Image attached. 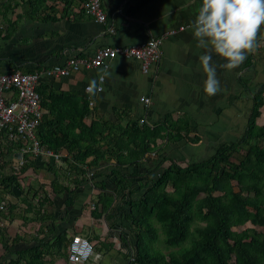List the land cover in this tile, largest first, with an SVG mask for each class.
I'll return each mask as SVG.
<instances>
[{"label": "crops", "instance_id": "0c3cea01", "mask_svg": "<svg viewBox=\"0 0 264 264\" xmlns=\"http://www.w3.org/2000/svg\"><path fill=\"white\" fill-rule=\"evenodd\" d=\"M101 1L106 14L104 24L84 15L83 0L48 1L47 7L32 19L26 12L23 15V0L7 15L1 6L0 74L15 69L32 73L63 65L70 58L91 57L103 47L135 46L159 39L161 62L148 73L142 72L140 62L117 57L105 67L67 78L43 77L37 87L86 95L87 101L90 97L93 106L88 105L85 124L138 122L152 129L179 120L187 122L188 136L177 142L167 138L155 141L159 147L151 152L155 156L146 154L137 165L117 166L115 159L105 153L96 167L88 168L96 176L92 181L85 170L84 174L72 170L75 163L68 154V144L58 152L42 146L58 159H34L18 176L22 194L17 198L0 191V203L5 204L0 214V259L34 248L42 253L43 264H72L67 249L72 237L79 236L94 248L91 258L82 264H128L135 256V232L121 214L127 212L129 199H137L145 190L142 187L160 175L167 160L181 163L207 152L211 157L220 145L240 144L245 148V144H258L264 148V139H244L254 99L258 95L264 99V27L258 34L256 51L237 68L225 70L220 67L224 61L210 48H198L193 37L190 24L201 0ZM206 51L212 55L220 83V90L213 96L203 90L205 74L199 56ZM99 77H103L102 91L85 94L90 81L99 85ZM145 97L149 98L148 104L141 101ZM40 111L42 116L47 114L41 104ZM258 125L264 126V118ZM108 145L102 150L113 147V143ZM3 153L7 157V152ZM17 155L16 146L8 149L6 159L0 154V161L9 162V169L0 170V178L11 173V157ZM118 177L127 181L126 189L118 187ZM102 196L111 201L107 208L102 205Z\"/></svg>", "mask_w": 264, "mask_h": 264}, {"label": "trees", "instance_id": "16d2710c", "mask_svg": "<svg viewBox=\"0 0 264 264\" xmlns=\"http://www.w3.org/2000/svg\"><path fill=\"white\" fill-rule=\"evenodd\" d=\"M20 1L1 0L0 7L7 15L19 7ZM48 1L53 0H23V15L26 12L32 19L47 7ZM35 91L47 113L41 118L36 139L54 152L68 144L76 173L84 174L82 166L96 167L105 153L115 159L117 166L137 165L146 154L159 148L155 141L167 138L177 142L188 136L187 122L179 120L152 129L138 122L85 124L86 95L52 92L42 85ZM262 118L264 99L258 95L247 119L244 139H264V126L258 125ZM108 143H113V147L102 150ZM244 146L220 145L209 159L201 162L163 160L167 165L160 175L142 187L145 190L137 199H129L127 212L121 214L135 232V256L128 264H264V148L258 144ZM7 161H0V170L8 167ZM31 165L29 160L18 171L10 169V174L2 175V194L12 193L16 198L21 195L18 176ZM117 182L121 190L128 187L124 179L118 177ZM95 186L99 184L96 182ZM102 201L106 208L111 203L104 196ZM196 222L202 226L195 228L193 235L191 227ZM158 228L163 232L164 245L178 251L165 254L154 249L159 240ZM61 240L58 238L57 243ZM187 241L190 243L184 246ZM57 243L52 246L55 248ZM41 254L27 248L13 253V257L2 258L0 264H43Z\"/></svg>", "mask_w": 264, "mask_h": 264}, {"label": "built area", "instance_id": "2783aa9c", "mask_svg": "<svg viewBox=\"0 0 264 264\" xmlns=\"http://www.w3.org/2000/svg\"><path fill=\"white\" fill-rule=\"evenodd\" d=\"M81 11L98 24H104L106 21L101 0H83ZM180 30H183V27ZM160 44L159 39H149L135 46L103 47L91 57L70 58L63 65H56L48 69L37 70L32 73L15 70L0 74V154H3L6 159L8 149L13 146L18 148L20 154V158L11 157L13 160L12 171H18L29 160L33 161L37 157L43 156L47 160L58 159L53 153L44 151L36 139V131L42 113L40 111V97L35 89L43 77L55 80L67 78L81 71L105 67L109 61L117 57L140 62L142 72L148 73L150 70L156 69L161 62ZM98 82L99 85L94 91L96 93L102 91L103 79L99 77ZM87 88L88 86L84 89L85 94H93L86 91ZM88 101V105L93 106L90 97H88ZM141 101L148 104L149 98H142ZM3 152H7V157ZM82 169L85 170L87 179L92 181L93 171L88 170L87 166H82ZM4 210L5 204L1 203L0 212ZM93 250V244L87 239L74 236L67 249L68 262L72 264L85 263L93 255Z\"/></svg>", "mask_w": 264, "mask_h": 264}, {"label": "clouds", "instance_id": "9594fccd", "mask_svg": "<svg viewBox=\"0 0 264 264\" xmlns=\"http://www.w3.org/2000/svg\"><path fill=\"white\" fill-rule=\"evenodd\" d=\"M264 27V0H201L194 21L190 24L198 48L211 49L223 64L233 70L258 48V34ZM205 74L204 92L213 96L220 90L217 68L207 51L199 56ZM103 79V77H101ZM96 81L86 91L94 93Z\"/></svg>", "mask_w": 264, "mask_h": 264}, {"label": "rangeland", "instance_id": "374dc122", "mask_svg": "<svg viewBox=\"0 0 264 264\" xmlns=\"http://www.w3.org/2000/svg\"><path fill=\"white\" fill-rule=\"evenodd\" d=\"M212 153H213V151H212ZM150 157H154L155 156V154L154 153H151V155H149ZM202 158H204V159H202ZM210 158V156H209V152H207V154H203V156L202 157H200V158H198V159H193V158H189V159H187V161H183V162H186L187 164H189V163H193V162H201V161H203V160H207V159H209ZM6 168H8V167H6ZM9 169V168H8ZM202 226V224H200V223H198V222H196V223H194L193 225H192V227H191V232L193 233V235H194V230H195V228H197V227H201ZM156 227H158V225H156ZM158 236H159V240H157V242H155L154 243V249L156 250V251H159V252H161V253H168V252H170V251H173V252H176V251H178L179 249L178 248H167L165 245H164V243H163V238H164V236H163V232L158 228ZM190 242L189 241H187L185 244H184V246H187L188 244H189ZM2 254H3V251H2V249L0 248V257H2ZM0 260H2V259H0Z\"/></svg>", "mask_w": 264, "mask_h": 264}, {"label": "water", "instance_id": "95a60500", "mask_svg": "<svg viewBox=\"0 0 264 264\" xmlns=\"http://www.w3.org/2000/svg\"><path fill=\"white\" fill-rule=\"evenodd\" d=\"M248 118H249V115H248ZM18 158H20V155H17Z\"/></svg>", "mask_w": 264, "mask_h": 264}]
</instances>
